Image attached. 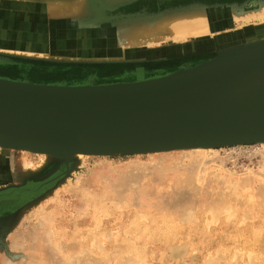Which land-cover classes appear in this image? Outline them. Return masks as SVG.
<instances>
[{"label": "rangeland", "instance_id": "374dc122", "mask_svg": "<svg viewBox=\"0 0 264 264\" xmlns=\"http://www.w3.org/2000/svg\"><path fill=\"white\" fill-rule=\"evenodd\" d=\"M14 1L28 10L42 8L45 24L61 32L52 42L42 24V45L35 52L16 48L12 34V44L0 35V78L41 85L163 77L242 45L248 30L233 16L222 30L147 43L123 59L115 35L88 43L83 30L199 3L96 0L74 20L68 13L48 16L52 0ZM263 3L231 6L243 15L258 12ZM260 23H250L255 40L264 39ZM69 28L82 36L62 40ZM200 42L208 51L189 53ZM0 264H264V146L236 144L201 156L110 154L69 161L0 148Z\"/></svg>", "mask_w": 264, "mask_h": 264}, {"label": "water", "instance_id": "95a60500", "mask_svg": "<svg viewBox=\"0 0 264 264\" xmlns=\"http://www.w3.org/2000/svg\"><path fill=\"white\" fill-rule=\"evenodd\" d=\"M219 53L135 83L68 87L0 78V134L33 141L50 153L52 145L78 140L112 154L264 132V41Z\"/></svg>", "mask_w": 264, "mask_h": 264}, {"label": "bare ground", "instance_id": "6f19581e", "mask_svg": "<svg viewBox=\"0 0 264 264\" xmlns=\"http://www.w3.org/2000/svg\"><path fill=\"white\" fill-rule=\"evenodd\" d=\"M95 1L96 0H67V1L52 0L49 1L46 8L47 10L46 9L45 10L46 12L48 11L47 13L50 17L59 16L68 13L69 15H71L72 19L75 20L76 18H80L81 16L85 15L89 11L90 6L92 5L91 3L93 2L95 3ZM0 3H1L0 7L4 6L7 8V9L6 8L2 9L3 11L0 14V18L2 19V21L0 20L1 22L0 35L5 37V40L8 44L11 42V34H12L15 37L14 43L16 45V48L19 49L24 48L25 50H31L35 52L36 49H38V47L42 45V42H40L41 39L39 38V35L36 32L33 33L34 30L39 29L38 28L39 26H36L35 23L40 18V14L38 13L39 16L37 15L36 17L37 20L33 25L32 22H34L33 20L35 19V14L34 13L32 14V12L30 14L25 13V9H27L26 6H24L25 7L24 8L23 4H20L15 1L13 2V0H8L7 2L0 0ZM182 6L180 7L178 6L175 11L173 9L168 11L169 13L165 15L163 14L159 15V13H157L155 15H150V16L146 15L145 17L140 16V17L132 18L130 20H125V22L120 23L118 26L117 25L112 26L111 24H103L99 28H95V27L94 29L87 28L83 30V32L86 34V42L94 43L95 41L107 39L109 36L112 35H115V37L118 36L117 38V42H119L118 45L120 44L119 47H121L122 50L124 51L123 56L120 58L124 59L125 53L133 55V53H135L134 50L141 45L144 46L147 43L148 45L154 43L159 44L162 41H169L172 37L175 36L179 37L180 35L186 37L190 36L193 32H197L199 29L190 26L191 25L190 22H188L186 25L185 21L187 19L188 20L195 19V17H197L198 14L192 13L189 10L184 9L185 7L183 6L184 7L183 8ZM35 8L29 10H34ZM75 13L78 14V16L75 15ZM52 24H55L56 26L57 23L54 22ZM60 24L61 23L59 22V25ZM46 26L47 29L49 28L48 30L51 32L50 41L51 40L55 41L53 39L59 37L58 35L60 34L61 29L59 31L54 32L51 30L52 28L48 24H46ZM66 33L67 34L65 36L70 37L69 39H73V38L75 39L78 36H82L81 30L80 29L77 30L75 28H69V31H67ZM35 38L37 39L36 40L37 42L34 41ZM38 40L40 41L38 42ZM261 41H264V39L253 40L251 42L244 44V46H249L252 43H257ZM157 51H158L157 53L161 52V50H157ZM37 85H41V84H37ZM251 143H258L264 146V132L255 133L240 138L203 137V138H188L182 140H174L164 143L159 142V143L136 146L129 149L130 151L119 149L118 151L120 153H117V149H115V152L112 153V155L113 154H121V155L150 154V155L158 156V155H166V154L168 155L177 154V155H188V156H192V155L201 156L206 151H210L215 148L228 147L236 144H251ZM22 147H24L25 150L37 152L44 156L51 155L56 158H61L68 161L72 159L81 160L84 157H91V156L110 155L108 154L109 153L108 151H114V150H108L109 148H105L103 146L89 145V144L81 143L78 140H73L65 144L52 145L53 150H51L50 153L49 151L41 150L42 147L37 144L35 145V142L33 141L23 140L17 137L0 134V148L22 149Z\"/></svg>", "mask_w": 264, "mask_h": 264}, {"label": "crops", "instance_id": "0c3cea01", "mask_svg": "<svg viewBox=\"0 0 264 264\" xmlns=\"http://www.w3.org/2000/svg\"><path fill=\"white\" fill-rule=\"evenodd\" d=\"M191 1H193L194 3H199V5H196V4L189 5L187 3H184L185 4V6H184L185 8L183 6L182 7L184 9H186V10H189L192 13L198 14V16L195 17V19H189V20L187 19L185 21V24L187 25V23L190 22V24H191L190 26H192V27H194L196 29H199V30L197 32H193L190 36H187V37L186 36H183V38H187L188 39L190 37H195L203 29H205L206 33L215 32L217 29L218 30H222L224 27L231 26L232 17L234 16L235 17V21H243L244 22L243 27L245 29H248L245 32V35H242L240 37V38H243L244 37L243 38L244 41L241 43L242 45H244V44H246L248 42H251V41L255 40V38H256V36H255V30H251V28H254V26L253 27L250 26L251 25L250 23L253 22V20H259V21H261V23L258 24V25L264 27V6L262 7V9H260L256 13L243 14V15H241L240 13H238V10L232 8L233 6H231V5L232 4H236V5L237 4H242L243 2H245V0H216V2H214V1L213 2H207V0H191ZM4 2H7V0L4 1ZM13 2H14V0H13ZM2 5H5V4H2ZM263 5H264V3H263ZM194 6H197V7H194ZM5 8L6 7H3V9H5ZM173 10L175 11L176 9L174 8ZM1 11H3V10H1ZM168 11H170V10H168ZM168 11L161 10V12L159 11L158 13H159V15H161V14L165 15V14H167ZM31 12H32V14L33 13L35 14V19L33 20L34 22H32L33 25H34V23L37 20L36 17L38 15V13L40 14V18L35 23L36 26H40V29L39 30H34L33 33L34 32L37 33L38 31L42 32L41 31V28H42L41 25L42 24L44 25L43 28L44 29H47V26H46V24L44 22L46 20V18L44 17L46 14L43 11V9L42 8L40 9V7L39 8H35L34 10H27V9H25V13L30 14ZM41 16H42V18H41ZM41 19H42V21H41ZM238 23H240V22H238ZM246 23H249V24L245 25ZM239 27H241V25ZM44 29H43V31H44ZM52 31H54V30H52ZM251 34H254V35H251ZM15 35H16V33H15ZM180 36H182V35H180ZM69 38L70 37H67L66 36L63 40H71ZM116 38H118V36ZM36 40L37 39L35 38L34 41L37 42ZM53 40H57V38H54ZM39 41L40 40H38V42ZM163 42H166V41H162L160 43H163ZM117 43H119V42H117ZM119 46H120V44H119ZM190 48L191 49H189L190 50L189 53H191V51H192V52H197V54H200V55L203 54L205 51H208L207 50L208 47L207 46L205 47L204 43H202V42H200L198 45L191 46ZM146 52H147V50H146ZM220 54L221 53H219V55ZM122 56H120V57H122ZM142 56H144V55H142ZM128 57H130V55L125 53V58H128ZM138 57H140V56H138Z\"/></svg>", "mask_w": 264, "mask_h": 264}]
</instances>
